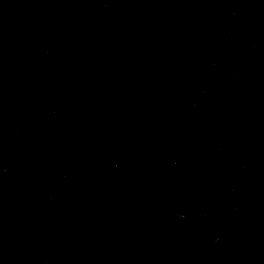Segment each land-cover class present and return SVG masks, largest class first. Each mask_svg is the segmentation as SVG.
<instances>
[{"label":"water","instance_id":"obj_1","mask_svg":"<svg viewBox=\"0 0 264 264\" xmlns=\"http://www.w3.org/2000/svg\"><path fill=\"white\" fill-rule=\"evenodd\" d=\"M0 264H264V0H0Z\"/></svg>","mask_w":264,"mask_h":264}]
</instances>
